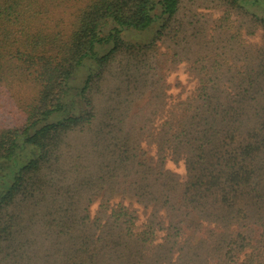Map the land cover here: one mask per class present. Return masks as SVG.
I'll list each match as a JSON object with an SVG mask.
<instances>
[{"label": "trees", "instance_id": "trees-1", "mask_svg": "<svg viewBox=\"0 0 264 264\" xmlns=\"http://www.w3.org/2000/svg\"><path fill=\"white\" fill-rule=\"evenodd\" d=\"M209 1L219 16L207 35L208 19L183 12V0H0V83L26 75L36 86L23 121L0 127V264L21 261L38 230L58 246L60 264H141L147 254L167 264L175 245L183 249L182 225L196 220L216 232L202 244V264H264V0ZM70 2L79 5L67 31L42 25ZM151 30L142 43L124 37ZM257 32L261 43L250 50L243 37ZM158 44L168 56H158ZM166 60L186 62L196 83L158 122L154 170L136 160L122 115L134 98L161 96ZM108 71L112 86L98 108L93 92ZM84 132L96 152L67 178L65 144ZM165 154L183 161L180 189L162 170ZM134 161L141 167L130 169ZM122 174L138 176L123 193L151 209L169 206L166 225L151 213L138 227L133 202L108 198L90 216L92 197Z\"/></svg>", "mask_w": 264, "mask_h": 264}, {"label": "rangeland", "instance_id": "rangeland-1", "mask_svg": "<svg viewBox=\"0 0 264 264\" xmlns=\"http://www.w3.org/2000/svg\"><path fill=\"white\" fill-rule=\"evenodd\" d=\"M68 6L50 10L45 18L42 20V25L53 30H61L62 32L67 31L73 20L74 10L79 5L70 2ZM183 12L192 7L196 12L201 14V17L208 19L206 34H213V19L219 16V11L214 9L209 0L202 1L197 0L192 4V0H183ZM204 22V21H202ZM205 25V24H204ZM200 29V28H198ZM152 35V30L144 33H135L130 32L125 34V39L133 42H144L147 41ZM244 45L250 50H253L260 43L259 33L250 37H243ZM157 53L158 56H168L167 49L165 45L158 44ZM210 46V45H209ZM156 56V55H155ZM19 71V70H18ZM17 70H14V74ZM159 76L161 77L160 89L162 91L161 96L158 98L153 97V94L147 92L142 95L140 98H134L130 102V111L122 115L123 123V132H129V136L132 137L134 146L136 149H133L134 153L137 155V161H145L152 169H156V162L159 159L156 152L155 133L157 125L166 115V110L175 103L176 100H182L186 96L190 95L195 88V79L190 74L188 69V64L186 62L172 64L168 60L161 64V69L157 70ZM115 72L112 71V74ZM19 74V73H18ZM112 74L109 71L106 73V80L99 86L101 89L100 92L97 91V88L94 89L93 96L96 97V105L98 108H101L102 103L105 100L106 95V86H112ZM86 75V69H80L74 76L72 80L73 87H77L83 83V80ZM17 78L8 79L6 82L0 83V127H11L19 125L24 117L27 107L33 102L36 95V86L29 80V77L23 75H14ZM19 76V77H18ZM155 80V79H153ZM151 96L153 98H151ZM163 109H161L160 107ZM140 108H144L143 112H140ZM100 111V110H99ZM138 113L140 115H138ZM143 114V116H141ZM140 122L146 124L144 130L140 129ZM159 122V123H158ZM88 138L90 135L86 132L84 133H74L69 136L65 144V150L63 151L64 161L62 168L68 171L70 174L67 175V178L70 175H74L75 169L82 170L84 167H88L91 163L88 159V152H96V148L91 147L88 149ZM135 160V159H134ZM134 165H131V164ZM130 169H134V166L140 168V165H135L134 162H130ZM89 168V167H88ZM117 167H115L116 169ZM125 168V167H123ZM122 170V169H121ZM149 174L150 170L147 168ZM162 170L168 171L174 175L176 181L178 182V189L181 188V185L185 179V170L182 160L173 161L168 154H165L163 159ZM133 170H131V173ZM121 173V171H120ZM117 175V177L120 175ZM138 176L136 174H131L129 177L123 179L120 177L116 179L115 183L110 187L107 185L104 186V189L99 191L95 197H92V202L89 205L88 211L91 217L95 216L96 211L99 209V203L105 198H108V203L116 204L118 202L128 205L132 203V207L135 209L137 216L136 224L138 227H141L147 218L150 217L151 213H155L157 218L164 222L166 225L170 217V208L169 206L163 205L159 208L151 209L153 204L146 205L145 203L136 201V197H132L128 193H123L122 189L127 188L130 190L132 187V181H135V178ZM127 180V181H125ZM111 189V191H108ZM130 192H132L130 190ZM122 200V201H121ZM163 202V201H162ZM161 201L159 203H162ZM175 199L171 200V203H174ZM104 216H101L100 222L103 223ZM215 228L213 225L206 223H198L191 226H187V223L182 225L181 240L184 241L183 249L180 245H175V249L172 252L171 256L167 258V264H202L201 259L205 257L206 252L202 249L203 243H212L213 236L215 235ZM159 238L162 236V232L158 233ZM45 234L43 231L38 230L33 236V243L31 247L23 254V259L21 261H16L13 264H60L58 258L59 249L54 246V243L44 242L42 237ZM156 239V241L159 240ZM180 249V250H179ZM147 254V261L141 264H154L152 257ZM183 255V259L180 256ZM188 257L190 260H188ZM175 261V263H173ZM215 264L214 262H210Z\"/></svg>", "mask_w": 264, "mask_h": 264}]
</instances>
